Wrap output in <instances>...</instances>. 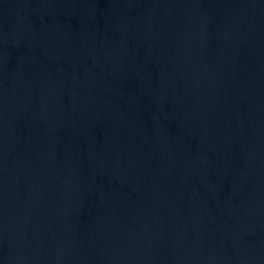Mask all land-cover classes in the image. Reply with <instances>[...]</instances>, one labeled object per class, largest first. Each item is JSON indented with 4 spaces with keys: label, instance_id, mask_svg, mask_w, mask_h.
Masks as SVG:
<instances>
[{
    "label": "water",
    "instance_id": "1",
    "mask_svg": "<svg viewBox=\"0 0 264 264\" xmlns=\"http://www.w3.org/2000/svg\"><path fill=\"white\" fill-rule=\"evenodd\" d=\"M0 264H264V0H0Z\"/></svg>",
    "mask_w": 264,
    "mask_h": 264
}]
</instances>
